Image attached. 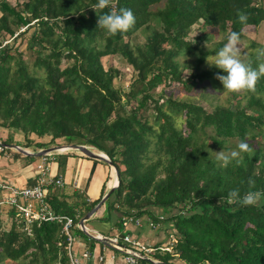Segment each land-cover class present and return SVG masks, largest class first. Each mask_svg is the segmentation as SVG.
<instances>
[{
    "label": "trees",
    "instance_id": "obj_1",
    "mask_svg": "<svg viewBox=\"0 0 264 264\" xmlns=\"http://www.w3.org/2000/svg\"><path fill=\"white\" fill-rule=\"evenodd\" d=\"M95 3L0 0V125L23 133L27 148L33 134L50 137L35 144L36 151L54 147L58 139L98 146L119 174L107 215H119L117 227L124 233L125 216L148 215L155 223L170 224L175 241L172 252L159 255L162 262L264 264V196L256 206L221 199L231 190L241 196L249 190L264 193V76L254 92H230L227 105L210 111L196 101L167 95L162 87L188 94L207 82L217 89L214 73L219 70L202 67L205 57L214 55L231 32L240 33V42L248 27L258 29L264 22V0H111L113 9H130L135 17L128 30L115 35L97 27L98 15L109 9L96 12L90 7ZM238 13L247 15L246 23L238 21ZM32 28L27 41V51L35 54L31 64L17 41ZM206 29L224 35L215 50L203 44ZM4 34L12 41L4 43ZM140 34L144 41L136 40ZM111 55H120L133 68L128 88L116 86L120 69L103 62ZM188 57L196 58L195 65L181 61ZM262 61L264 56H256L245 63L255 69ZM13 137L3 144L23 148ZM231 138L246 141L249 151L240 153L239 164L232 160L220 168L214 151L231 149ZM26 158L31 163L35 155ZM100 200L88 201L78 190L67 194L56 185L46 194L49 206L72 217L84 237L77 224ZM3 216L0 264H70L61 223L35 222L28 233L13 208L7 221ZM152 248L157 256L163 247Z\"/></svg>",
    "mask_w": 264,
    "mask_h": 264
},
{
    "label": "crops",
    "instance_id": "obj_2",
    "mask_svg": "<svg viewBox=\"0 0 264 264\" xmlns=\"http://www.w3.org/2000/svg\"><path fill=\"white\" fill-rule=\"evenodd\" d=\"M8 149L3 151L0 149V181L10 183L16 187L34 186L37 183L36 167L41 161V156L36 155L35 160L28 163L25 154L21 152L22 156H19L15 150ZM94 160L97 159L71 149L69 152H59L50 163L51 175L62 176L65 183L62 188L65 189L67 194H72L75 190H78L86 196L88 201L92 202L99 198L102 199L118 183L117 175L115 174L116 171L114 172V167L109 163L102 160L95 162ZM92 175L94 179L90 186ZM5 194L6 192H0L1 196ZM106 202L89 221L87 220L88 222H85L86 227L91 231L90 235L85 232L86 237H84L78 233L77 227L72 229V235L75 238L73 250L82 264H124L123 253L116 252L105 242H93L95 240L93 234L95 233H100L105 236L124 233L117 227L119 215L115 212H110L107 215ZM155 213L159 214V210L155 209ZM139 218L142 220L140 225L130 223L126 228L133 238L149 247L161 246L164 248L168 244L172 247L173 241L169 234L170 224L162 222L159 228H154L149 224L152 219L148 215ZM92 243H94L93 248L91 247ZM169 251L172 252L171 248L168 251L161 250L157 256H155L154 251L148 256H145L144 260H149L153 264H166L162 262L159 255H166V252L170 253ZM84 252H89L90 256L84 257ZM100 256L104 258L103 261L99 260Z\"/></svg>",
    "mask_w": 264,
    "mask_h": 264
},
{
    "label": "built area",
    "instance_id": "obj_3",
    "mask_svg": "<svg viewBox=\"0 0 264 264\" xmlns=\"http://www.w3.org/2000/svg\"><path fill=\"white\" fill-rule=\"evenodd\" d=\"M62 148L64 147H61L60 149ZM0 149L4 150L5 147L0 145ZM60 149L41 156V161L36 167L37 183L34 186L16 187L10 183L0 181V192H6L5 195H0V213L7 215V211L13 208L16 213L23 218L24 226L22 229L28 233H31V225L35 222L55 221L61 223L62 230L67 236V251L70 258V264H82L73 250L75 240L72 235V229L75 227L73 218L64 214H57L46 201V194L50 186L56 185L63 187L65 185L62 176L51 175L50 169V163L54 160V156L57 153L70 150L67 146L63 151H60ZM160 218L163 219L164 216H161ZM141 221L142 220L139 217L135 216H125L122 218L125 229L130 223L140 225ZM149 224L151 227L155 228L159 227L161 223L150 221ZM77 226L90 235L91 231L86 225L82 227L78 223ZM93 237L98 241L104 240L105 237L110 238V241L106 244L114 250L123 253L124 264H138L140 259H144L145 256H148L155 251L154 248L146 246L143 242L133 238L129 233H119L111 236L95 233L93 234ZM171 238L174 242L175 237L171 236ZM170 248L164 247L162 250H169ZM83 256L89 257L90 254L89 252H84ZM99 260L103 261L104 258L100 256Z\"/></svg>",
    "mask_w": 264,
    "mask_h": 264
},
{
    "label": "rangeland",
    "instance_id": "obj_4",
    "mask_svg": "<svg viewBox=\"0 0 264 264\" xmlns=\"http://www.w3.org/2000/svg\"><path fill=\"white\" fill-rule=\"evenodd\" d=\"M9 1L13 4L15 3V0H9ZM0 15H1V12H0ZM25 29H26V27H22L21 31H23ZM33 31H34V29L32 28L28 32V34H26L23 37H20L17 41V45H19L20 50H22L24 52L26 60L30 61L31 64L34 61L35 54L33 53V51H30V53L27 51V41L29 38L28 35L33 33ZM193 33H195V32H193ZM223 37H224V35L220 34L215 29H206L205 40H204L203 44L207 50H215L218 43H220V41L223 39ZM12 39L13 38H11L10 35H6V34L1 35V40L4 43L11 42ZM136 40L144 41V35L140 34L138 39H136ZM206 42H207V44H206ZM261 44L262 45L264 44V22L258 27V29H255L253 27H248L247 35H246L245 39L238 42L240 59L244 62L251 60V59L253 60L256 56H258L257 55L258 50L261 48H264ZM209 56H212V55H209ZM195 59H196L195 57H188V58H181V61L195 65ZM103 62L106 64V66L114 65V66H116V68L120 69L121 74L116 78V86L128 88L129 85L132 83V81L135 78V73H134L133 68L129 64H127L126 61L123 58H121L120 55H111V56L104 57ZM204 62L205 63H203L202 67L210 68L208 63L206 62V60ZM262 62L264 63V61H262ZM65 63H66V61H65ZM188 71L190 72L189 69H188ZM217 84H218V86L216 85L217 89H214L207 82L205 84L196 85V86H194L193 90L190 91V93H188V94L185 93V90H181L180 88H177V87L170 88V89H169V87H164V86H162V87L164 88V91L167 93V95H170L171 93H173L174 95L176 94V96H179V98H181V99L196 101V102L202 104L205 108H207L208 111H210V109H212L216 105H219V104L227 105L229 103V100L232 98V94L229 91H226L223 89L221 82H217ZM0 122H1V120H0ZM182 124H183V118H179L177 125L182 126ZM11 135L14 136L13 139L16 142L21 143L23 146L27 144L26 143L27 139L23 133L13 132L12 129H9L7 127L0 125V143H1L0 145H2V147H5L4 150H9L8 148H10V149L15 150L16 152H21L18 148L8 147V145L3 144L4 140H6ZM29 138L32 141V144H33L32 147H29V148H27L25 146L24 147H25V149H27L31 152H34V153L39 152V150L38 151L34 150L35 144H37L38 142L39 143L43 142V141L49 142V140H50V137H46L44 139L43 138L41 139L34 134L29 136ZM65 142H66L65 139H58V140H56L55 146H63L64 148L60 149V151H63L66 149V146H68ZM238 143L239 142L237 139H234V138L229 139L228 145L231 149L224 150V151L227 152V151L236 149V145ZM86 146H88L92 151L102 153V151H100V149L96 145L89 144ZM69 151L70 150H68V152ZM73 151H77V150H73ZM217 151H220V150H217ZM78 152H81V151H78ZM97 160H99V159H97ZM97 160H94V161L100 162ZM106 163H105V165H107ZM114 172H115V168H114ZM93 179H94V177L92 175L90 186L92 184ZM7 218H8L7 215L3 216V219L5 221H7ZM156 228H159V227H156ZM139 264H141V263H139Z\"/></svg>",
    "mask_w": 264,
    "mask_h": 264
},
{
    "label": "clouds",
    "instance_id": "obj_5",
    "mask_svg": "<svg viewBox=\"0 0 264 264\" xmlns=\"http://www.w3.org/2000/svg\"><path fill=\"white\" fill-rule=\"evenodd\" d=\"M90 7L96 12L98 9H109L107 12L100 13L97 20V27L103 29L107 35L122 33L135 22V17L130 9L121 7L115 10L111 7V0H96V3ZM237 19L241 24H244L248 18L245 13H238ZM239 39L240 33L231 32L226 37L223 46L218 48L214 55L206 56L205 59L209 67L214 66L219 70L214 75L221 82L224 90L236 92L246 89L254 92L257 80L264 76V63L254 69L250 64L242 61L238 47ZM257 55L258 57L264 56V48L259 49ZM247 151H249V146L246 141L242 140L236 145V149L227 152L223 149L214 151L213 159L217 162L218 167L224 168L232 160L239 164L241 162L240 153ZM249 183L251 184L252 181L250 180ZM262 196L264 193L260 191L249 190L241 196L237 190H231L227 197H221V199H226L227 203H232L235 200L241 206H256Z\"/></svg>",
    "mask_w": 264,
    "mask_h": 264
},
{
    "label": "water",
    "instance_id": "obj_6",
    "mask_svg": "<svg viewBox=\"0 0 264 264\" xmlns=\"http://www.w3.org/2000/svg\"><path fill=\"white\" fill-rule=\"evenodd\" d=\"M8 147H15L18 148L23 154L25 155H37V156H43L45 154H48L50 152H54L59 150L61 147L63 146H54V147H49V148H45L43 150H40L37 153H31L29 151H27L26 149L19 147L17 145H8ZM69 149L71 150H77V151H81L83 154H85L88 157L94 158V159H99L102 161H105L107 163H109L110 165H112L115 168L116 171V175H117V180L118 183L117 185L113 186V188L100 200V202L87 214L85 215L79 222V224L84 227L85 222L87 220H89L100 208L101 206L110 199L111 194L114 192V190L118 187L119 185V174H118V169L116 168V166H114V164L111 162V160L109 159V157L104 153H99V152H95L92 151L88 146L86 145H68L67 146ZM110 238L105 237L104 240H102V242H109Z\"/></svg>",
    "mask_w": 264,
    "mask_h": 264
}]
</instances>
